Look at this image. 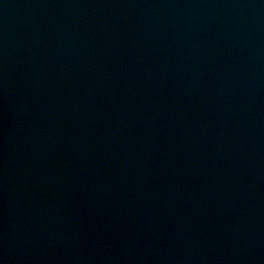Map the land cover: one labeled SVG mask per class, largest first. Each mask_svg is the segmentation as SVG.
Instances as JSON below:
<instances>
[{"label":"water","instance_id":"95a60500","mask_svg":"<svg viewBox=\"0 0 264 264\" xmlns=\"http://www.w3.org/2000/svg\"><path fill=\"white\" fill-rule=\"evenodd\" d=\"M0 264H264V0H0Z\"/></svg>","mask_w":264,"mask_h":264}]
</instances>
